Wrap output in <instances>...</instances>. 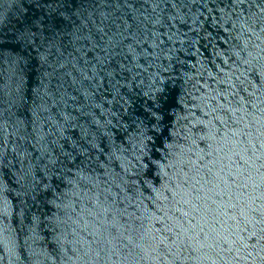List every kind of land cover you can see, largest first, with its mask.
<instances>
[{
	"label": "water",
	"instance_id": "obj_1",
	"mask_svg": "<svg viewBox=\"0 0 264 264\" xmlns=\"http://www.w3.org/2000/svg\"><path fill=\"white\" fill-rule=\"evenodd\" d=\"M0 264H264V0H0Z\"/></svg>",
	"mask_w": 264,
	"mask_h": 264
}]
</instances>
